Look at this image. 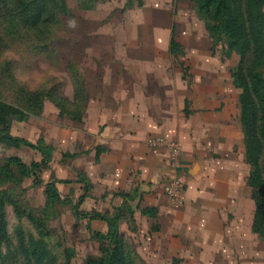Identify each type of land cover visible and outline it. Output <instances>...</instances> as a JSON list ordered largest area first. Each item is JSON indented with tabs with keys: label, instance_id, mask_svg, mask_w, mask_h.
<instances>
[{
	"label": "crops",
	"instance_id": "0c3cea01",
	"mask_svg": "<svg viewBox=\"0 0 264 264\" xmlns=\"http://www.w3.org/2000/svg\"><path fill=\"white\" fill-rule=\"evenodd\" d=\"M223 85L203 86L204 99L194 100L189 115L183 92L181 98L146 97L120 90L110 100L98 98L96 109L89 102L81 130H51L47 139L63 156L74 144L81 149L65 161L55 152L44 182H56L63 197L75 200L87 192L81 178L90 183L80 226L93 248L100 244L90 241L91 232L107 233L109 227L92 214L112 215L127 201L134 215L121 221L120 230L152 264H172L174 258L186 264H264V241L253 230L241 92L231 77ZM62 164L81 177L64 181ZM168 180L184 186L182 204L166 194ZM63 208L61 221L76 242L79 219L71 205ZM147 209L152 213L145 214Z\"/></svg>",
	"mask_w": 264,
	"mask_h": 264
},
{
	"label": "rangeland",
	"instance_id": "374dc122",
	"mask_svg": "<svg viewBox=\"0 0 264 264\" xmlns=\"http://www.w3.org/2000/svg\"><path fill=\"white\" fill-rule=\"evenodd\" d=\"M66 2L70 13L60 15L53 23L50 59L33 56L23 39L16 45L9 42L11 48L5 51V55L0 53L1 57L14 62L13 73L18 84L31 89L58 85L66 99L87 105L79 120L62 114L54 102L47 100L42 115L11 122L10 131L14 136L34 144L44 139L52 146L51 161L55 152L62 153L63 161L69 159L64 158L63 152L47 139L51 130L52 134L62 129L76 132L87 126L84 118L89 102L96 109L98 98L110 100V96L120 90L146 97L153 94L181 98L183 92L185 114L189 115L194 100L204 95L203 86L210 81L212 84L216 81L219 86L227 84L230 77L234 82L231 70L237 65L239 56L233 54L227 58L222 46H214L193 0H100L94 7H90L94 0H85L87 7L80 0ZM79 145H72L67 153L74 157L81 149ZM38 154L41 153L27 146L7 149L1 145L0 164L4 158L14 155L22 157L27 164L41 162L42 154L41 158ZM51 161L37 172L42 181L51 177ZM64 167V181H71L73 176L81 177L79 171L64 164L62 172ZM56 172L61 174L58 169ZM169 182L171 180L165 185ZM24 188L27 191L22 197L23 204L37 211L45 204L44 186H34V178H31L25 181ZM63 210L60 207L61 215L51 220L49 226L53 236L66 242V246L74 251L72 264H84L89 256L100 254V245H93V248L85 240L86 228L80 226L81 218L75 222L81 229L77 233L78 240L69 239V228L61 221ZM7 212L10 229L14 231L18 220L12 207H8ZM124 235L142 264H152L146 252L126 233ZM90 236L89 240L93 241L92 232Z\"/></svg>",
	"mask_w": 264,
	"mask_h": 264
},
{
	"label": "trees",
	"instance_id": "16d2710c",
	"mask_svg": "<svg viewBox=\"0 0 264 264\" xmlns=\"http://www.w3.org/2000/svg\"><path fill=\"white\" fill-rule=\"evenodd\" d=\"M80 1L87 7L85 0ZM94 1L90 7L100 0ZM193 1L214 46H222L227 58L233 54L239 56L231 72L235 87L241 89V125L246 162L250 165L247 183L256 206L253 230L264 241V0ZM67 13L70 9L66 0H0V53L3 55L12 44L23 39L33 56L50 59L53 23ZM13 69L14 62L0 56V146L30 147L42 154V161L27 164L22 157L14 155L4 158L0 164V264H72L74 251L53 236L49 223L61 215L60 207L67 205L72 206L77 219L85 216L81 206L88 196L90 183L81 178L87 192L76 200L63 197L56 182L45 184L37 172L51 161L53 147L44 139L34 144L14 136L10 124L13 120L24 121L42 115L47 100L54 102L62 114L79 120L87 105L66 99L58 85L31 89L18 84ZM97 152L98 157L102 151L99 148ZM63 157L73 155L66 153ZM31 178H34V186L45 188V204L37 211L22 201L27 191L24 183ZM8 207L13 208L18 220L14 231L10 229ZM151 211L147 209L144 213ZM133 215L134 210L127 201L112 215L92 214V218L106 221L109 230L93 234V239L100 243V254L89 256L84 264H142L120 230L121 221H132ZM172 264L186 263L174 258Z\"/></svg>",
	"mask_w": 264,
	"mask_h": 264
},
{
	"label": "built area",
	"instance_id": "2783aa9c",
	"mask_svg": "<svg viewBox=\"0 0 264 264\" xmlns=\"http://www.w3.org/2000/svg\"><path fill=\"white\" fill-rule=\"evenodd\" d=\"M184 186L178 180H171L166 185V194L171 200L182 204L184 201Z\"/></svg>",
	"mask_w": 264,
	"mask_h": 264
}]
</instances>
